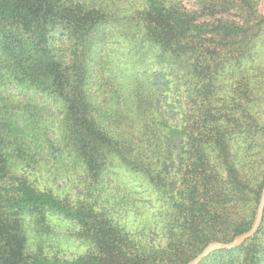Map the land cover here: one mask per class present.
<instances>
[{
	"label": "trees",
	"instance_id": "obj_1",
	"mask_svg": "<svg viewBox=\"0 0 264 264\" xmlns=\"http://www.w3.org/2000/svg\"><path fill=\"white\" fill-rule=\"evenodd\" d=\"M262 58L255 0H0V264H187L250 230L264 144L252 180L231 142L264 138ZM45 215L102 255L46 256ZM214 257L264 264V213Z\"/></svg>",
	"mask_w": 264,
	"mask_h": 264
},
{
	"label": "rangeland",
	"instance_id": "obj_2",
	"mask_svg": "<svg viewBox=\"0 0 264 264\" xmlns=\"http://www.w3.org/2000/svg\"><path fill=\"white\" fill-rule=\"evenodd\" d=\"M255 2L260 7H263L264 9V0H255ZM253 57L256 58V55H254ZM262 59L263 60L258 61L260 62L258 63V65L256 64L253 65L254 68H252V72H251L252 73V84H255V82H258V81L264 82V78H259L260 76L264 77V58ZM229 75H231L230 77L233 78V82L230 84L226 83L225 85H233V83L240 80L237 78V75H238L237 70L234 73L230 70ZM225 85L223 86L225 87ZM235 87H237L238 89L239 88L246 89V87L241 84L239 86L238 84H236ZM253 94H254V90L252 89V96ZM260 99L264 100V94H262V98L260 97ZM259 116L263 121L264 112L260 113ZM258 136L259 137H257L258 139L257 141L254 135V131L252 129V137H248L245 142H242L240 139L238 140L236 138H233V141L231 142V146L234 152L238 150V156H240L242 160L244 159V162L247 165V167H249V169H251L252 167V180L256 176L257 168L258 167L261 168V164H260L261 155L259 154V152H261L262 146L264 144V138L261 135H258ZM241 152H243V155L241 154ZM144 216L145 217L150 216V213L146 212L143 215H137L134 212L112 211L110 214V220H114L121 229H124L126 232H130V234H133V232H135V230L137 229V227H139V224L141 223L140 222V220L142 219L141 217H144ZM39 217H35V218L40 219ZM28 220L33 221V219L31 220V218H29ZM254 221H255V218H254ZM45 225L48 226L50 229V232L46 233L44 236L45 243L43 247V253L46 256L63 258V259H72V258L81 257V256L86 257L88 255H93V254L96 257H100L102 255V252L100 250L95 249L94 246H92L87 240H84V238H81V236L83 235V230L81 227L80 228L75 227L72 225L71 222L65 221L61 218H57L54 216H49V215H45ZM158 237L160 238L161 235ZM132 239L134 240L135 238H132ZM155 240L157 241V243L164 242L163 239L155 238ZM32 241L35 243L36 240L34 237ZM213 242H218V241H213ZM213 242H210L209 244ZM222 243H225V242H222ZM183 248H184L183 250H186V252H189L192 246L188 244V241L187 242L185 241L183 243ZM33 249L35 250L36 248H33ZM240 254L241 255L239 256H242L243 258V254L242 253ZM216 261H218V258L214 257L212 259L213 264H223V262H216Z\"/></svg>",
	"mask_w": 264,
	"mask_h": 264
},
{
	"label": "water",
	"instance_id": "obj_3",
	"mask_svg": "<svg viewBox=\"0 0 264 264\" xmlns=\"http://www.w3.org/2000/svg\"><path fill=\"white\" fill-rule=\"evenodd\" d=\"M264 213V190L262 192V196L260 199V204L257 210V214L255 217V221L251 226L250 230L247 232L237 236L233 241L228 243L222 242H213L209 244L199 255H197L194 259L189 261L187 264H200L205 258H207L212 253L219 251V250H231L241 246L244 242L248 239L252 238L256 232L258 231Z\"/></svg>",
	"mask_w": 264,
	"mask_h": 264
}]
</instances>
